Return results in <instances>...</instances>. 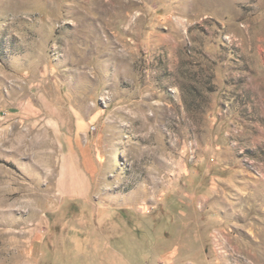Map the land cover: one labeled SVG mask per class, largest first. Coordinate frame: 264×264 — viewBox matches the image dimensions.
Here are the masks:
<instances>
[{"label": "rangeland", "instance_id": "374dc122", "mask_svg": "<svg viewBox=\"0 0 264 264\" xmlns=\"http://www.w3.org/2000/svg\"><path fill=\"white\" fill-rule=\"evenodd\" d=\"M0 264H264V0H0Z\"/></svg>", "mask_w": 264, "mask_h": 264}, {"label": "crops", "instance_id": "0c3cea01", "mask_svg": "<svg viewBox=\"0 0 264 264\" xmlns=\"http://www.w3.org/2000/svg\"><path fill=\"white\" fill-rule=\"evenodd\" d=\"M83 121H86V119L80 116L77 117L75 122L76 134L81 142L84 140L82 135L87 128V126L84 128ZM56 180L60 194L63 196L84 198L90 193L91 179L83 169V155L79 149L70 148L64 152ZM67 184H72V186L68 187Z\"/></svg>", "mask_w": 264, "mask_h": 264}]
</instances>
